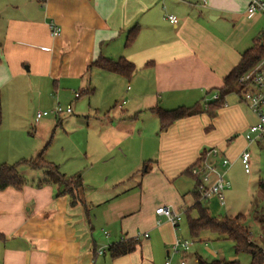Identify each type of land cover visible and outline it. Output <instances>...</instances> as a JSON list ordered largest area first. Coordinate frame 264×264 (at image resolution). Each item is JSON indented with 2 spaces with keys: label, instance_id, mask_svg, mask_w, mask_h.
Listing matches in <instances>:
<instances>
[{
  "label": "crops",
  "instance_id": "1",
  "mask_svg": "<svg viewBox=\"0 0 264 264\" xmlns=\"http://www.w3.org/2000/svg\"><path fill=\"white\" fill-rule=\"evenodd\" d=\"M249 2L0 0L2 124L12 120L23 126L31 118L39 128L56 120L61 125L72 119L73 105L80 108L85 95L90 118L104 130L88 155L90 167L80 173L89 212L81 204L72 207L68 196H57V186L33 189L26 182L20 189L0 190L2 264H12L13 258L20 264H154L159 246L167 254L164 264L169 257L173 264L172 246L195 202L189 167L206 147L221 149V156L208 158L220 169L225 155L230 166L241 160L242 151L255 143L248 144L245 132L258 117L238 94L239 101L232 102L227 95L215 117L198 113L160 131L155 109H205L219 97L226 76L264 31V16L246 13ZM51 21L61 28L57 36L51 34ZM136 27L135 40L127 44ZM100 57L126 58L136 70L129 79L103 70L93 65ZM57 104L71 105L72 112L37 119L39 111ZM138 139L143 144L135 148ZM114 157L120 158L117 173L97 166ZM204 203L213 216L226 206L216 197ZM161 205L181 213L177 226L156 213ZM189 214L196 218L199 212ZM96 225L102 226V236ZM128 237H138L140 244L113 258L109 246ZM17 239L23 243L7 245Z\"/></svg>",
  "mask_w": 264,
  "mask_h": 264
},
{
  "label": "rangeland",
  "instance_id": "2",
  "mask_svg": "<svg viewBox=\"0 0 264 264\" xmlns=\"http://www.w3.org/2000/svg\"><path fill=\"white\" fill-rule=\"evenodd\" d=\"M127 83L131 85L130 82ZM81 100L84 103L80 108H77L75 104L73 105L72 119L63 121L65 118L63 117V123L61 125L56 120L55 123H50L43 128H39L31 118L27 120L28 122L24 121L23 126L14 125L12 120L3 122L0 130V165L3 163L14 164L24 159L34 158L48 143L44 158L58 164L62 172H65L67 175H75L78 173L83 174L87 171V168L90 167L88 155L90 156L94 148L97 147V144L100 142L98 139H100L104 130L94 119L90 118L89 98L84 95L81 97ZM227 100L229 102L239 101L237 93H230ZM201 104H204L203 100ZM249 119L254 120L255 118L250 114ZM141 140L143 139L133 141L135 148L141 147L143 144ZM228 142L230 144L234 143V139L230 138ZM216 148L221 151L219 147ZM206 149L210 148L206 147ZM250 150L249 171L245 170L240 159L229 167L221 166L220 169L217 166L219 170L226 172L230 184L226 192V206L220 207L218 212L214 213V216L222 218L227 214L233 216L243 214L255 239L264 245V224L255 218L256 211L261 210L264 213V197H262L259 188L260 179H264V141L260 144L255 142L250 147ZM97 166L102 168L108 167V170L115 174L120 167V158L114 157L107 159L105 162L101 161ZM18 169L26 178L29 188L37 189L41 187L42 189L48 185L56 188L54 184L38 185L44 176L43 169H31L25 163L20 164ZM42 196V194H39L38 197L44 199ZM29 205L33 206L34 204ZM95 210L93 209L91 212L92 219H94ZM181 225L182 227L178 232V237L194 242V245L188 251L189 264L195 263L196 256H202L208 260L238 259L241 264L250 263V255L248 253L237 254L234 249V243L230 239L209 231L201 235V237L204 236L203 238L200 236H192L189 232L186 217L183 218ZM101 227L96 225L94 229L99 236H102ZM12 242L13 246L19 244V242L23 243V241L17 239L9 240L7 245L11 246ZM8 246L7 248H9ZM5 247V241L0 240V264H2ZM182 255L181 252L174 254L173 264H178ZM106 257L110 258L109 253L106 254ZM166 257V251L163 247L159 246L158 251L154 255V264H164ZM12 264H20L18 258H13Z\"/></svg>",
  "mask_w": 264,
  "mask_h": 264
},
{
  "label": "trees",
  "instance_id": "3",
  "mask_svg": "<svg viewBox=\"0 0 264 264\" xmlns=\"http://www.w3.org/2000/svg\"><path fill=\"white\" fill-rule=\"evenodd\" d=\"M137 27L132 28L127 36L126 43H132L137 36ZM259 40V39H258ZM256 41V44L250 49L246 50L238 65L224 79V86L221 88L219 97L214 101L206 102L205 109H199L195 106L187 107L180 106L175 109L157 108L155 111L158 114L160 122V131H165L177 119L189 117L198 113L206 112L210 117H215L218 110L225 104V98L230 93H237L241 96L242 88L238 83L239 77L250 70L262 57L264 48ZM93 65L120 74L126 78H130L136 70L135 65L126 58L121 57L118 60L111 58L100 57ZM2 125V100L0 96V127ZM204 155V154H202ZM201 157L198 159L201 160ZM197 161V162H198ZM196 162V163H197ZM25 163L31 169H43L44 176L39 181V186L45 184H54L58 188L57 196H68L70 205L72 207L81 204L84 206L86 212H89L87 202L84 198V180L80 173L68 176L64 174L58 164L48 161L44 158V153L41 151L38 155L31 159H24L14 164L3 163L0 165V190L8 187L22 188L26 184V178L20 173L18 167ZM194 163V164H196ZM193 164V165H194ZM192 165V166H193ZM191 166V167H192ZM191 167L188 172L191 174ZM192 175V174H191ZM194 177V176H193ZM196 180V188L193 191L195 199L194 204L187 211V221L189 232L192 236L198 237L204 232H213L218 235L230 239L234 243V249L237 254L248 253L250 255L249 264H264V245L257 241L246 223V217L243 214H238L235 217L224 216L217 218L213 216L204 201L207 198L202 197L198 190V180ZM259 188L264 197V179H260ZM259 207V206H258ZM191 209H197L198 217L193 218L189 212ZM263 211H256V220L264 224ZM140 244L138 237L123 238L118 242L112 243L109 246V251L113 258L126 255L133 252ZM194 264H241L238 259L221 260V259H204L202 256Z\"/></svg>",
  "mask_w": 264,
  "mask_h": 264
},
{
  "label": "built area",
  "instance_id": "4",
  "mask_svg": "<svg viewBox=\"0 0 264 264\" xmlns=\"http://www.w3.org/2000/svg\"><path fill=\"white\" fill-rule=\"evenodd\" d=\"M246 13L248 15L262 14L264 16V1L263 0H250ZM167 18L172 23L178 22V17L174 14L167 15ZM51 34L57 36L61 32V28L53 21L50 22ZM258 43L264 48V31L259 37ZM238 83L242 88L241 100L257 115L258 120L256 123L249 126L245 132V138L248 144L257 142L264 138V52L260 60L247 72L242 74ZM71 113L72 106L68 105L64 108L62 105L57 104L51 110L39 111L37 119L48 115L49 113L62 114ZM202 159L191 167L192 176L198 180V190L201 192L202 197L210 199L216 197L221 205L226 202L225 191L229 187V180L227 179L226 172L218 170V167L211 162L209 156H221V151L216 148L205 149L203 151ZM222 166L229 167L231 160L225 156L221 157ZM251 151L245 148L241 153V161L246 171H249ZM156 213L165 217L174 226H177L181 220L182 215L171 205H161L156 208ZM148 236V234H145ZM194 245L193 241L178 238L172 246L173 254L181 252L183 255L179 259L178 264H188L187 253ZM99 253H103V249H99ZM166 264H172V259L169 257Z\"/></svg>",
  "mask_w": 264,
  "mask_h": 264
}]
</instances>
